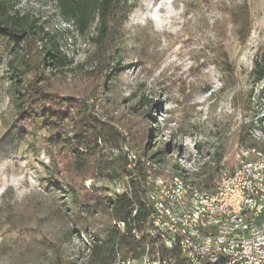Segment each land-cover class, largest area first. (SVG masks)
Segmentation results:
<instances>
[{"label":"rangeland","instance_id":"rangeland-1","mask_svg":"<svg viewBox=\"0 0 264 264\" xmlns=\"http://www.w3.org/2000/svg\"><path fill=\"white\" fill-rule=\"evenodd\" d=\"M129 2L133 8L113 45L117 70L100 89V105L115 116L138 118L144 108L140 98L151 100L147 108L157 128L147 152L166 169L177 165L170 173L195 181L197 171L205 175L199 167L203 163L216 167V151L222 153L221 164L233 161L235 152L248 145L258 149L264 142V82L256 81L251 69L264 55V0ZM241 5L250 20L244 41L229 17ZM13 9L37 30L53 35L71 67L89 66L94 24L88 34L78 33L60 16L54 0H15ZM11 57L0 47V264H46L55 257L71 264L80 251L73 229L96 223L104 231L109 224L101 205L90 204L80 212L74 208L49 168L46 152L52 147L46 133L14 122ZM74 73L68 72V81Z\"/></svg>","mask_w":264,"mask_h":264},{"label":"trees","instance_id":"trees-1","mask_svg":"<svg viewBox=\"0 0 264 264\" xmlns=\"http://www.w3.org/2000/svg\"><path fill=\"white\" fill-rule=\"evenodd\" d=\"M14 1L0 0V47L12 54L9 89L17 109L14 122L32 125L46 133L48 145L52 147L46 152L50 158L49 168L56 173L55 179L64 186L77 212L90 204L101 205L109 224L107 230L95 227L96 223L95 226L86 225L82 220L86 226L75 228L72 233L97 230L96 243L87 264H111L116 248L136 257L143 251L144 243L150 244L152 249L158 247L156 239L147 233L151 204L145 181L151 171L146 162L159 163L156 172L162 175L165 170L170 173L178 169L175 164L166 169L154 153L147 152V144L157 128L147 108L151 100L140 98L144 108L138 118L125 113L115 116L113 110L99 102V98H103L100 89L106 87L117 70L113 63L116 57L113 45L133 4L129 0H54L60 16L78 33L88 34L94 24V51L89 68L83 64L73 68L56 38L37 30L26 16L13 9ZM229 17L244 41L250 26L247 8L238 6ZM14 59L19 64H13ZM223 63L228 75H233V68L226 60ZM75 68L79 70L74 73ZM68 72L74 73L69 81ZM251 73L256 81L264 82V55L254 60ZM250 146L247 148H253ZM259 149L264 153V142ZM129 153L134 155L131 160ZM214 157L216 167L203 163L199 167L205 175L200 177L197 171L193 176L202 189L213 190L219 171L232 169L230 159L219 164L221 152L216 151ZM130 161L132 166H128ZM85 180L90 181L89 185L85 186ZM115 181L120 186L122 183L121 192L112 188ZM134 207L137 210L133 214ZM120 222L125 224L124 229L119 227ZM133 228L139 232V237L132 233ZM177 251L168 252L174 258L172 264H184L181 258L176 259ZM46 264L64 263L60 257H55Z\"/></svg>","mask_w":264,"mask_h":264},{"label":"bare ground","instance_id":"bare-ground-1","mask_svg":"<svg viewBox=\"0 0 264 264\" xmlns=\"http://www.w3.org/2000/svg\"><path fill=\"white\" fill-rule=\"evenodd\" d=\"M245 159L259 160L264 164V153L255 148L239 149L233 157L232 169L219 171L214 180L213 190L200 188L195 180L181 173L159 174L155 172L156 162L151 163L148 160L146 164L150 165L153 171L145 181L149 187V189L147 187L148 202L151 204L147 233L151 238L156 239L158 247L152 249L150 244L144 243L143 251L136 257L125 255L126 253L123 254L116 248L111 264H153V262L154 264H172L174 258L168 252L172 249L182 251V245L190 253H197L198 248L219 250V262H226L228 243L223 241H226L229 231L234 228L250 227L253 223V216L249 215V209L259 210L261 197H264V189L261 193H253L252 177L244 176L243 181H236V199L228 207L226 203H216L215 213H211L206 219H203V215L199 212L201 203L195 199V196L207 195V198L222 201L221 188L223 187L224 191H231L235 178L243 177ZM193 164H196L195 161ZM256 176L258 182H264V169L256 168ZM121 186L118 181L112 183V188L116 192H121ZM192 194L195 196H187ZM136 210L137 208L134 207L133 214ZM118 225L121 229L125 228L123 222ZM132 233L136 237L140 236L135 228L132 229ZM96 234L95 228L80 234H73L80 247V251L73 254L74 264H87L93 244L96 243ZM206 239L216 241L211 242ZM159 248L165 250V253H161ZM146 258H151V260H146ZM181 259L184 264H187L186 259Z\"/></svg>","mask_w":264,"mask_h":264},{"label":"built area","instance_id":"built-area-1","mask_svg":"<svg viewBox=\"0 0 264 264\" xmlns=\"http://www.w3.org/2000/svg\"><path fill=\"white\" fill-rule=\"evenodd\" d=\"M129 158L130 160L133 159L134 155L129 153ZM132 165L133 163L130 161L128 166ZM256 168L264 169V164L259 162V160L245 159L243 162V177L235 178L231 191H224L223 187L221 188L222 201L207 198V195L195 196V194H192L187 196H195V199L201 203V211L199 212L203 215V219H206L211 213H215L216 203H226V207H228L236 199V181H243L244 176L252 177L253 193H261V190L264 189V182H258ZM249 215L253 216V223L250 224V227L234 228L229 231L226 241H223L228 243L227 261L223 262V264H264V197H261L259 210L249 209ZM206 241L212 242L216 240L206 239ZM177 252L179 253L176 259L184 258L187 260V264H204L205 262L214 264L219 262V250L198 248L197 253H190L182 245V251ZM146 260H151V258H146Z\"/></svg>","mask_w":264,"mask_h":264},{"label":"clouds","instance_id":"clouds-1","mask_svg":"<svg viewBox=\"0 0 264 264\" xmlns=\"http://www.w3.org/2000/svg\"><path fill=\"white\" fill-rule=\"evenodd\" d=\"M19 179H23V177H20ZM14 183V181H12Z\"/></svg>","mask_w":264,"mask_h":264}]
</instances>
